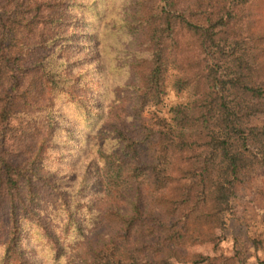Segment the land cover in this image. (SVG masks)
I'll use <instances>...</instances> for the list:
<instances>
[{
  "label": "trees",
  "instance_id": "obj_1",
  "mask_svg": "<svg viewBox=\"0 0 264 264\" xmlns=\"http://www.w3.org/2000/svg\"><path fill=\"white\" fill-rule=\"evenodd\" d=\"M117 1L107 66L98 0H0V264H248L264 0Z\"/></svg>",
  "mask_w": 264,
  "mask_h": 264
},
{
  "label": "rangeland",
  "instance_id": "obj_2",
  "mask_svg": "<svg viewBox=\"0 0 264 264\" xmlns=\"http://www.w3.org/2000/svg\"><path fill=\"white\" fill-rule=\"evenodd\" d=\"M117 3V0H98V6L100 7V13L103 18L99 55L100 60L105 59L107 61V66L110 64L111 58L114 57L115 48L124 39V36L113 26V19L117 14ZM87 54L92 53L88 51ZM121 76L122 71L118 70L114 64L111 65L108 73L110 82L118 80ZM170 86L165 101L167 105L163 108L166 111L169 109L170 105L181 100V97L178 96ZM70 105L72 109L75 110V106L73 104ZM146 116H150V112H147ZM258 180L259 183L264 184V176ZM248 192L249 189L240 192L239 196L234 201L235 211L229 218L228 239L223 242L221 251L230 254L233 248V238L235 236H241L247 241L248 264H262L261 261H264V216L260 213L258 206L253 203V197L250 196ZM256 211L259 213L257 214ZM255 238L262 240L263 245L260 246L259 249L254 246L253 239ZM202 251L209 252V249H202Z\"/></svg>",
  "mask_w": 264,
  "mask_h": 264
}]
</instances>
